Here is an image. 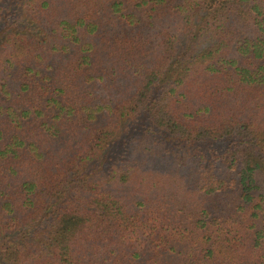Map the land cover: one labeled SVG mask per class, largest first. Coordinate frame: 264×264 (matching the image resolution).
I'll return each instance as SVG.
<instances>
[{
  "label": "trees",
  "instance_id": "1",
  "mask_svg": "<svg viewBox=\"0 0 264 264\" xmlns=\"http://www.w3.org/2000/svg\"><path fill=\"white\" fill-rule=\"evenodd\" d=\"M0 264H264V0H0Z\"/></svg>",
  "mask_w": 264,
  "mask_h": 264
}]
</instances>
